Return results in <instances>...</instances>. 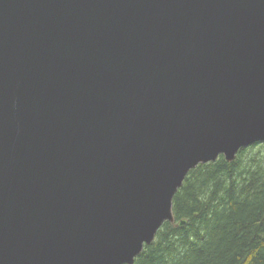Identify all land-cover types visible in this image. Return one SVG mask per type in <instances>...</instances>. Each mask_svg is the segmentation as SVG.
<instances>
[{"label":"water","instance_id":"95a60500","mask_svg":"<svg viewBox=\"0 0 264 264\" xmlns=\"http://www.w3.org/2000/svg\"><path fill=\"white\" fill-rule=\"evenodd\" d=\"M260 143L264 0H0V264H134Z\"/></svg>","mask_w":264,"mask_h":264},{"label":"trees","instance_id":"16d2710c","mask_svg":"<svg viewBox=\"0 0 264 264\" xmlns=\"http://www.w3.org/2000/svg\"><path fill=\"white\" fill-rule=\"evenodd\" d=\"M173 212L134 264H264V143L191 171Z\"/></svg>","mask_w":264,"mask_h":264}]
</instances>
